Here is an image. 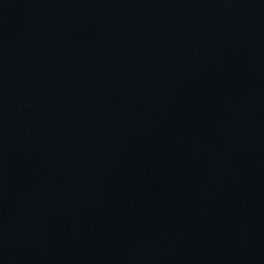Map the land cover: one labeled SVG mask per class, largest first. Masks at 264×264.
<instances>
[{
	"label": "water",
	"instance_id": "1",
	"mask_svg": "<svg viewBox=\"0 0 264 264\" xmlns=\"http://www.w3.org/2000/svg\"><path fill=\"white\" fill-rule=\"evenodd\" d=\"M0 264H264V0H0Z\"/></svg>",
	"mask_w": 264,
	"mask_h": 264
}]
</instances>
